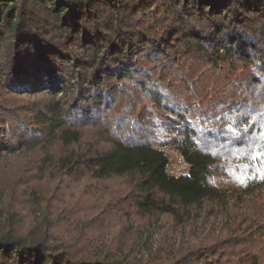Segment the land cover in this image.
I'll return each instance as SVG.
<instances>
[{"label":"trees","instance_id":"trees-1","mask_svg":"<svg viewBox=\"0 0 264 264\" xmlns=\"http://www.w3.org/2000/svg\"><path fill=\"white\" fill-rule=\"evenodd\" d=\"M0 264H264V0H0Z\"/></svg>","mask_w":264,"mask_h":264},{"label":"rangeland","instance_id":"rangeland-1","mask_svg":"<svg viewBox=\"0 0 264 264\" xmlns=\"http://www.w3.org/2000/svg\"><path fill=\"white\" fill-rule=\"evenodd\" d=\"M193 63L195 64L193 66ZM205 65H201V64H196L195 62H191L190 65H188V70H194L197 71V74L199 76L203 75L205 72H207V70L205 69L206 67H204ZM240 66V65H238ZM227 67V66H226ZM240 70L234 71L232 74L235 77L236 75L238 76ZM213 75L211 76V78L209 80H207L205 83L207 84L206 89H204L201 92V95H203L205 98V102H204V106L203 108L206 109L207 105H209L210 103V99L213 97V93L214 91L220 87L224 76L231 73L229 68H225L224 66H222V64L219 65L218 69H215L212 71ZM173 77L172 75L170 76V78ZM173 79V78H171ZM173 81V80H171ZM205 83L203 85H205ZM194 84V83H193ZM193 84H192V88H193ZM186 95V94H185ZM190 92L188 94V98H189ZM192 96H194L192 94ZM206 96V97H205ZM46 98L44 97H36V96H31L30 98L27 97H20L17 98V100L15 101L16 104L22 103V102H36V101H45ZM145 109V106L142 108ZM99 127H88L85 130V136L87 137L86 141L89 142L91 140H95L99 134ZM84 144V141H83ZM50 149L51 153L54 154H58L60 152L59 146L57 143H53V145H49L48 146ZM163 148H165L166 150H164L168 156H169V160L171 162L170 164V173H180L182 172L184 169V167H182L181 163H179V160L181 158L180 152L176 149V147L174 145H166L163 146ZM53 154V155H54ZM15 159V157H12ZM187 170V169H186ZM125 178H114V179H110V180H97V181H93V182H89V183H85V181L81 180L80 182H77L75 179H71L70 181H68L67 183L63 184L61 183V181H58L57 183L54 184V186H56V188H51V190L54 189H60L64 200L68 201L70 204H74L77 202H84L85 204H87L89 201L92 200V202L100 197H105L107 201L111 200V196H114L113 194L116 193H121V190L126 186L127 187V183L125 185L124 182ZM82 191V199L79 201L78 198L80 196V192ZM130 202V201H129ZM83 204V205H85ZM129 203H127L126 205H128ZM72 206V205H69ZM130 208H132V206H129ZM130 228V227H129ZM162 229H160V225L157 224L155 226H151L149 227L147 230H145L142 233L141 238L137 237V238H133L131 240H128V243L130 242H134L137 241L139 243V245H145L147 248L155 246L157 243V239L159 237V233ZM126 232H128V238H130V236H135L133 229L130 228L129 230H127ZM175 237L180 239H184V235L185 237L187 236V232L186 229L183 228L182 226L176 227L175 228Z\"/></svg>","mask_w":264,"mask_h":264},{"label":"built area","instance_id":"built-area-1","mask_svg":"<svg viewBox=\"0 0 264 264\" xmlns=\"http://www.w3.org/2000/svg\"><path fill=\"white\" fill-rule=\"evenodd\" d=\"M164 150H166L165 148H163ZM180 155H181V158H180V160H179V163H181L182 165V167H184V169L185 170H183L182 172H180V173H170V164H171V162H170V160H169V164H168V172H169V174H173V175H182V174H186L187 172H188V164H187V162L185 161V159H184V157H183V155L180 153ZM187 169V170H186Z\"/></svg>","mask_w":264,"mask_h":264}]
</instances>
